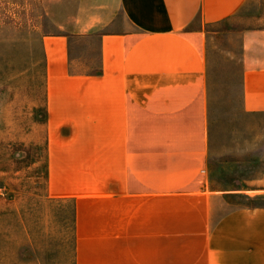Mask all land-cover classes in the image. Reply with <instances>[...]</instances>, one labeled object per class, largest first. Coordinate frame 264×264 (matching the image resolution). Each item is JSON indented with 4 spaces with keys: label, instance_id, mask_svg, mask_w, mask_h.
<instances>
[{
    "label": "crops",
    "instance_id": "crops-1",
    "mask_svg": "<svg viewBox=\"0 0 264 264\" xmlns=\"http://www.w3.org/2000/svg\"><path fill=\"white\" fill-rule=\"evenodd\" d=\"M246 2L47 0L49 191L74 200L75 264H264V207L209 175L207 42ZM242 43L243 109L264 113V27Z\"/></svg>",
    "mask_w": 264,
    "mask_h": 264
},
{
    "label": "rangeland",
    "instance_id": "rangeland-1",
    "mask_svg": "<svg viewBox=\"0 0 264 264\" xmlns=\"http://www.w3.org/2000/svg\"><path fill=\"white\" fill-rule=\"evenodd\" d=\"M47 12V0H0V264H75L74 200L49 191ZM257 27L264 0H247L207 42L209 175L243 190L233 203L264 207V113L242 104V33Z\"/></svg>",
    "mask_w": 264,
    "mask_h": 264
}]
</instances>
